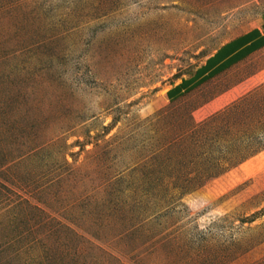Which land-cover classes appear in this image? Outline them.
Wrapping results in <instances>:
<instances>
[{"label": "rangeland", "instance_id": "374dc122", "mask_svg": "<svg viewBox=\"0 0 264 264\" xmlns=\"http://www.w3.org/2000/svg\"><path fill=\"white\" fill-rule=\"evenodd\" d=\"M264 0H0V264H264V51L167 89Z\"/></svg>", "mask_w": 264, "mask_h": 264}, {"label": "crops", "instance_id": "0c3cea01", "mask_svg": "<svg viewBox=\"0 0 264 264\" xmlns=\"http://www.w3.org/2000/svg\"><path fill=\"white\" fill-rule=\"evenodd\" d=\"M263 51L264 12L255 26L223 42L190 75L170 86L165 98L167 101L175 102ZM262 167H264V149L242 163L239 169L243 174L252 176L255 174L253 172H257Z\"/></svg>", "mask_w": 264, "mask_h": 264}, {"label": "trees", "instance_id": "16d2710c", "mask_svg": "<svg viewBox=\"0 0 264 264\" xmlns=\"http://www.w3.org/2000/svg\"><path fill=\"white\" fill-rule=\"evenodd\" d=\"M223 69H225V68H223ZM221 71V70H220ZM215 75V74H214Z\"/></svg>", "mask_w": 264, "mask_h": 264}]
</instances>
